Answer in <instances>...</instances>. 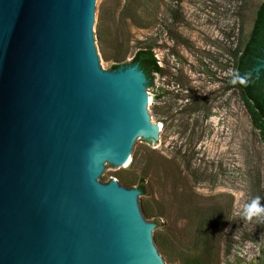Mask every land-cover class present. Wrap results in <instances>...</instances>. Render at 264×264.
I'll return each mask as SVG.
<instances>
[{
	"label": "water",
	"instance_id": "obj_1",
	"mask_svg": "<svg viewBox=\"0 0 264 264\" xmlns=\"http://www.w3.org/2000/svg\"><path fill=\"white\" fill-rule=\"evenodd\" d=\"M99 7L0 0V264H165L139 189L101 182L160 130L139 66L102 68Z\"/></svg>",
	"mask_w": 264,
	"mask_h": 264
},
{
	"label": "rangeland",
	"instance_id": "obj_2",
	"mask_svg": "<svg viewBox=\"0 0 264 264\" xmlns=\"http://www.w3.org/2000/svg\"><path fill=\"white\" fill-rule=\"evenodd\" d=\"M261 2L146 0L139 25L120 15L125 0H100L103 70L115 73L112 65L150 45L164 67L146 87L160 132L137 139L129 165L112 162L101 182L119 181L118 174L144 179L147 194L138 199L152 209L148 221L158 218L181 252L192 249L199 210L222 208L228 224L219 264H264V221L243 216L253 198L264 205V130L254 125L242 92L229 86L231 52L248 39ZM160 254L165 264H181Z\"/></svg>",
	"mask_w": 264,
	"mask_h": 264
},
{
	"label": "trees",
	"instance_id": "obj_3",
	"mask_svg": "<svg viewBox=\"0 0 264 264\" xmlns=\"http://www.w3.org/2000/svg\"><path fill=\"white\" fill-rule=\"evenodd\" d=\"M146 0H125L120 15L124 19H129L133 24L140 23V12ZM171 14H175V9L171 8ZM233 69L229 77V86L239 89L249 105V111L253 123L256 127L264 130V67L258 68L264 60V0L260 3L254 24L248 39L244 44L237 45L231 52ZM127 65H138L144 72L147 85H154L156 74L164 73V67L160 64L153 46L140 47L128 63H117L112 65L113 70H117ZM239 73L245 76L246 83L239 82L233 84L231 81L234 74ZM148 141V138H145ZM132 163L136 159L133 155ZM120 184L129 188L139 189V195L147 194V185L144 179H132L122 174H118ZM139 205L145 219L153 216L152 209L142 202ZM228 215L220 207L202 208L198 213V221L193 232L192 249L181 252L178 246L169 241L159 229L162 226L157 218L153 223V239L160 253L167 255L169 261L180 259L181 264H219L222 246V236L227 226L226 218ZM231 245L226 243L225 250L228 252ZM171 258V259H170Z\"/></svg>",
	"mask_w": 264,
	"mask_h": 264
},
{
	"label": "clouds",
	"instance_id": "obj_4",
	"mask_svg": "<svg viewBox=\"0 0 264 264\" xmlns=\"http://www.w3.org/2000/svg\"><path fill=\"white\" fill-rule=\"evenodd\" d=\"M246 77L241 76L239 73L234 74L232 83L239 82L240 84L246 83ZM243 216L251 221L254 218L259 221H264V205L261 204L259 197L253 198L248 204L245 205L243 210Z\"/></svg>",
	"mask_w": 264,
	"mask_h": 264
},
{
	"label": "bare ground",
	"instance_id": "obj_5",
	"mask_svg": "<svg viewBox=\"0 0 264 264\" xmlns=\"http://www.w3.org/2000/svg\"><path fill=\"white\" fill-rule=\"evenodd\" d=\"M148 100L149 102L151 101V97L149 96V94H148ZM158 127H159V130H161V124H159ZM131 159H132V155L129 153L127 157L124 159V161L121 163V165H124V166L129 165V163L131 162Z\"/></svg>",
	"mask_w": 264,
	"mask_h": 264
}]
</instances>
